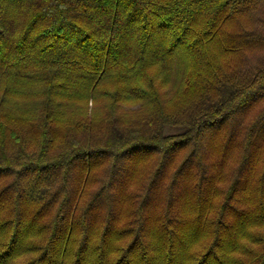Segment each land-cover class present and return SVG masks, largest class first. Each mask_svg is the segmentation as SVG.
I'll use <instances>...</instances> for the list:
<instances>
[{
  "label": "trees",
  "instance_id": "trees-1",
  "mask_svg": "<svg viewBox=\"0 0 264 264\" xmlns=\"http://www.w3.org/2000/svg\"><path fill=\"white\" fill-rule=\"evenodd\" d=\"M263 8L0 0V264H264Z\"/></svg>",
  "mask_w": 264,
  "mask_h": 264
},
{
  "label": "rangeland",
  "instance_id": "rangeland-1",
  "mask_svg": "<svg viewBox=\"0 0 264 264\" xmlns=\"http://www.w3.org/2000/svg\"><path fill=\"white\" fill-rule=\"evenodd\" d=\"M263 10H264V8H263ZM262 15H264V12H263V14ZM242 22H243V24L245 25V26H247V27H245V28H252V27H255V25H253V24H250L249 22H248V20H246V19H244V18H242ZM249 53H251V52H249ZM224 58H225V62H227V64H235V63H240V65L241 64H248V63H251L252 61H254L257 57L255 56V55H245V54H243L242 52H240V53H238V54H234V55H232V56H224ZM103 105V104H102ZM99 106V105H98ZM89 107L90 108H95V105H94V103H92L91 101H90V103H89ZM96 108H97V106H96ZM95 108V109H96ZM137 108H138V105H134V106H128V105H123L122 106V109H124V110H126V112L127 111H129L128 113L129 114H134V112H136V110H137ZM254 111V110H253ZM125 112V113H126ZM217 175H219V173H217Z\"/></svg>",
  "mask_w": 264,
  "mask_h": 264
}]
</instances>
